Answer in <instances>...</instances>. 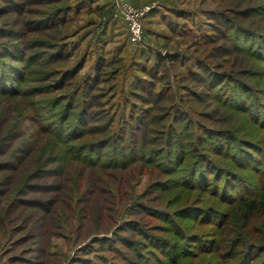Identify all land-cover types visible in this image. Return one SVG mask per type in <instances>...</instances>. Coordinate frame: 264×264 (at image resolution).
I'll use <instances>...</instances> for the list:
<instances>
[{
    "label": "rangeland",
    "instance_id": "1",
    "mask_svg": "<svg viewBox=\"0 0 264 264\" xmlns=\"http://www.w3.org/2000/svg\"><path fill=\"white\" fill-rule=\"evenodd\" d=\"M120 1L0 0V264H264V0Z\"/></svg>",
    "mask_w": 264,
    "mask_h": 264
},
{
    "label": "trees",
    "instance_id": "2",
    "mask_svg": "<svg viewBox=\"0 0 264 264\" xmlns=\"http://www.w3.org/2000/svg\"><path fill=\"white\" fill-rule=\"evenodd\" d=\"M55 14H52V16H54ZM59 15H61V12H59L58 14H57V16H59ZM51 16V15H50ZM239 37V40H240V38L241 37H244V36H238ZM241 39H243V38H241ZM239 40L237 41V44L239 45V47L242 49V50H248L249 49V46L250 45H247L246 46V43L245 42H241V44H239ZM259 41V43L257 44L258 46H259V50H258V53H259V55H260V57H262L263 59H264V37L263 38H261L260 40H258ZM2 44H5V43H2ZM248 44H250V42H248ZM6 45V44H5ZM10 47H12V46H10ZM247 52V51H246ZM0 55H1V59H3L2 57L4 56L5 57V59H8L9 58V55L11 54L12 55V51L9 49V50H5L4 52H1L0 51ZM2 54H3V56H2ZM62 54V52H59V56ZM248 54H254V52H248ZM58 55V54H57ZM4 60V59H3ZM2 61V60H1ZM4 65H6V64H4ZM3 65V66H4ZM5 67V66H4ZM2 67H0V69H1ZM9 70H7L6 69V67H5V69L4 70H0V81H2V82H6L8 79H11V78H13V79H15L16 78V75L15 74H13L12 75V72H15L16 74H18V70H17V68H14V70H12V72L11 71H9ZM19 75V74H18ZM95 80L96 79H94V81H93V84H92V86H90V87H88V90L89 89H91L92 87H94V85H95ZM220 87H221V85H220ZM81 88H82V86H81ZM79 89L78 91H77V93H76V95H74L73 96V99H72V102H73V100H78V99H80V105L82 106V112H81V115L79 116V118H78V120L76 119V124L74 125V126H76L78 123H80V121H82V120H84V119H88L89 118V115L90 114H88L89 113V111H90V107H87V106H84L83 104H86L87 105V103H89L90 105H91V100L92 99H90V100H88L89 98H87V97H89L90 95L92 96V93H89V94H86V95H84V94H81V90L82 89ZM222 89V88H221ZM220 89V90H221ZM88 90H86L87 91V93H88ZM249 94V95H248ZM244 93V94H241L240 95V99H241V101L242 102H245L246 103V106H244V109H246L245 111V113H251V111H252V109L256 106V107H260L261 109H263L264 110V103H262V102H260V101H256L255 102V104L254 103H252V100H250L249 99V97H250V94L251 93ZM90 96V97H91ZM84 97V98H83ZM147 101H152L153 103H154V100H151V99H148ZM233 105V104H232ZM248 108V109H247ZM259 108V109H260ZM242 109V108H241ZM262 115H264L263 113H262ZM150 110H148L147 111V116H146V118H150ZM80 119V120H79ZM146 125V124H145ZM62 137V136H61ZM107 142H105V143H103L102 142V144H106ZM109 143V142H108ZM106 145H108V144H106ZM84 149H86V147L84 148ZM243 161H245V159L243 160ZM213 172V171H212ZM211 172V173H212ZM195 173H197V175H198V177L197 178H195V177H193V176H195L196 174ZM195 175H193L192 177H193V180L194 179H198V181L197 182H205L206 181V177H203L202 176V174L201 175H199V173H198V171L196 170L195 171ZM194 183V181L193 182H191V184H193ZM260 197H261V199H259V200H252V201H249V202H247L246 204H245V211L246 212H253L254 210H257V209H261V208H264V184H263V186L261 187V192H260ZM193 211L192 209H188L187 211H186V213H187V215H189L190 217L192 216V217H195V214H193L191 211ZM204 217H205V214H204ZM196 218V217H195ZM203 218V215H202V217L201 218H199V220H200V222H201V219ZM173 253L175 254V255H178L177 253H175L174 251H173Z\"/></svg>",
    "mask_w": 264,
    "mask_h": 264
},
{
    "label": "built area",
    "instance_id": "3",
    "mask_svg": "<svg viewBox=\"0 0 264 264\" xmlns=\"http://www.w3.org/2000/svg\"><path fill=\"white\" fill-rule=\"evenodd\" d=\"M144 13L143 10L136 9L133 4L127 1L121 0L118 4L117 14L115 15L126 22L130 41L133 44L143 42L142 17Z\"/></svg>",
    "mask_w": 264,
    "mask_h": 264
}]
</instances>
